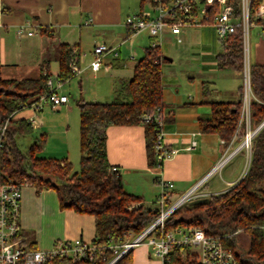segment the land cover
I'll return each instance as SVG.
<instances>
[{"label":"crops","instance_id":"0c3cea01","mask_svg":"<svg viewBox=\"0 0 264 264\" xmlns=\"http://www.w3.org/2000/svg\"><path fill=\"white\" fill-rule=\"evenodd\" d=\"M146 12L156 15L151 0H0V79L35 80L43 75L58 79V48L67 45L74 53L80 73L65 82L61 90H69L72 80H77L78 100L87 103L116 102L132 78L133 67L143 57L144 49L159 41L146 32L131 37L125 26L126 18ZM27 22L32 25L19 32ZM29 32L31 36H28ZM215 41L219 43L210 23L182 28L178 35L166 33L160 39L158 48L162 56L163 50L166 55L162 61L161 116L165 144L176 151L171 160L160 168L150 166L141 125L106 128L108 163L117 169L125 192L139 197L142 206L152 207L160 194L161 179L173 184V198L200 182H203L202 190L206 194L216 195L235 187L247 171L246 155L237 142L225 145L217 135L201 131V124L210 119V107L206 103L235 102L242 86L241 74L218 70ZM249 41L251 62H264V37L258 40L254 35ZM96 45L106 50L100 70H104L109 78L96 88L90 86L93 87L91 93H94L91 96L90 91L82 86L83 75L89 72V68L84 72L80 65L81 59L91 61ZM110 50L116 51L117 55ZM183 59L193 61L198 71L187 72L192 89L180 94L178 89L174 92L175 80L169 84L165 74L173 70L174 60ZM204 85L207 86L206 96L202 92ZM68 99L66 105L51 110L62 108L61 114L68 116L69 96ZM39 111L40 115L34 109H25L15 118H24L34 129L45 130L46 126L41 121L44 114L41 109ZM73 144L79 148V136L73 139ZM237 149L229 161L216 170L225 153ZM20 225L21 232L41 251L50 250L60 241L81 240L90 245L96 240L94 218L72 210H61L52 190L36 194L32 187L22 188ZM188 257V251L182 252V263L194 264ZM126 264L162 263L146 244H140L131 250Z\"/></svg>","mask_w":264,"mask_h":264},{"label":"trees","instance_id":"16d2710c","mask_svg":"<svg viewBox=\"0 0 264 264\" xmlns=\"http://www.w3.org/2000/svg\"><path fill=\"white\" fill-rule=\"evenodd\" d=\"M173 0H162L166 7ZM204 0H200L203 3ZM238 0H228L237 14ZM261 0H251L249 22ZM195 11V10H194ZM217 11L214 6L208 11ZM264 25V20L256 21ZM219 40V39H218ZM216 66L223 72H242V34L236 28L223 40ZM74 53L67 45L58 48V79L62 84L73 78L70 64ZM162 61L160 48L144 49L143 57L133 67L132 78L126 84V100L113 103H87L78 100L79 110V170L73 172L67 159L52 160L38 157L46 141L40 134L30 145L21 140L31 137L34 128L24 118H15L29 109L46 93L48 75L35 80L0 79V129L6 124L0 139V185L13 183L34 188L36 194L44 190L56 193L61 210L94 218L97 250L94 258L72 262L55 257L45 264H108L114 258L111 242L130 240L144 231L158 216L150 207L140 205L141 199L125 192L121 176L112 170L106 155L108 126L141 125L144 129L145 151L150 166H155L154 142L156 124L152 118L163 106ZM251 99L249 129L254 131L264 122V62L250 64ZM207 95V86H203ZM235 102L209 101L210 119L201 124L205 134L217 135L225 145L240 144L246 137L244 122H240L243 99L242 86ZM146 118H150L146 120ZM207 202L186 204L176 210L164 223L165 234L177 228H198L206 236L219 237L224 248L233 254L238 264H264V125L252 137L250 159L244 177L232 189L212 195ZM137 208L128 209L131 205ZM22 246L35 250L26 234L21 232ZM183 249L175 247L168 264H184ZM128 252L115 264H126ZM190 264V263H187Z\"/></svg>","mask_w":264,"mask_h":264},{"label":"built area","instance_id":"2783aa9c","mask_svg":"<svg viewBox=\"0 0 264 264\" xmlns=\"http://www.w3.org/2000/svg\"><path fill=\"white\" fill-rule=\"evenodd\" d=\"M152 8L156 13H141L130 16L125 20V26L129 29L131 37L146 32L151 37L159 38L158 42L151 47H159L160 39L166 33L178 35L182 28L197 26L203 23H210L216 32L219 40H223L228 34L234 32L236 28L241 29L242 34V90L243 99L241 106L240 122H244L246 127V137L241 148H247L250 158V137L252 132L249 129V104L251 95L250 89V27L261 28L260 35L264 37V25L256 21L264 20V0L253 13V22H249V7L251 0H238V11L235 13L228 0H173L168 6L162 4V0H151ZM217 6V11L211 16L208 11ZM195 10V11H194ZM32 23L27 22L24 27H29ZM31 36V33H28ZM106 50L100 45H96L93 50V61L89 68L93 72H98L102 65V57ZM113 55L117 52L110 50ZM70 68L73 75L80 73L77 67V60L73 58ZM62 83L57 78L48 77L46 81L47 91L39 99L30 105V109L40 110V103L48 102L52 108L64 106L69 102L68 96L60 93ZM156 124V136L154 142L155 166L160 168L166 161L171 160L176 151L169 149L165 144L163 132V120L161 109H158L152 117ZM150 118H146L149 120ZM6 124L0 129V139L5 130ZM240 148V149H241ZM191 148H188L190 150ZM234 150L225 153L224 157L216 167L221 168L236 153ZM249 165V164H248ZM248 168V167H247ZM112 170L117 171L116 168ZM247 170V169H246ZM203 182L198 183L186 193L177 198H173V184L164 180H159L160 194L150 209L157 213L156 219L139 235L125 242H111L109 249L114 252V258L108 264H115L132 249L140 244H146L153 254L162 264H168L169 256L175 247L188 251L190 260L194 264H238L233 254L226 250L219 237L206 236L198 228H177L171 232L160 234L166 220L180 207L197 200L206 199L212 194H206L202 190ZM25 185L6 183L0 185V264H45L55 257H62L79 262L82 260L91 261L94 258L97 248L92 244H86L81 240L60 241L48 251L32 250L26 245L22 246L20 225V206L22 198V188ZM139 205H131L128 209L137 208ZM264 229V226L262 227Z\"/></svg>","mask_w":264,"mask_h":264},{"label":"rangeland","instance_id":"374dc122","mask_svg":"<svg viewBox=\"0 0 264 264\" xmlns=\"http://www.w3.org/2000/svg\"><path fill=\"white\" fill-rule=\"evenodd\" d=\"M260 30L261 28L257 26L250 27L249 39H251L254 35L257 37L258 40L262 39L263 37H261L260 35L261 32ZM215 44H216L215 50L219 52L220 44L217 41H215ZM162 52H163V57L166 58L164 50ZM92 61L93 58L91 59L90 62L88 61L86 62L85 59H81L80 69L86 72ZM188 61L193 64H190ZM197 67L198 66L194 64V62L191 60H186V59H183L181 61L174 60L172 66L173 70H170V72L168 71L165 74L166 77L169 79V84L171 83L173 84L174 80L177 83L176 86H173L174 92L175 89H178L179 91L178 93L182 94L183 91L188 92L189 90L192 89V87L188 83L187 72L188 71L195 72V70L198 71ZM97 73L98 72L94 74V72L89 68V72H86L83 75L82 86L85 89L89 90L90 93L93 87L96 88L98 85L105 82L106 78H109V75L105 73L104 70H100L99 73L98 74ZM72 81L73 82L71 83V88H69V90L62 89L60 91V93L62 94L66 93L70 97V105H69L70 110L66 111L68 116H65L63 113L61 114V112L64 111V109L61 108L58 111L57 110L52 111L51 110L52 107L48 102L45 101L41 102L40 109L42 110L41 113L44 114V118H42L41 121L46 126V128H44L45 130L34 129L31 137L21 140V144L23 146L30 145L33 142V139L37 138L40 134H45L46 141L42 151L39 152L38 157L45 159H52V160H62V159H66L64 157L69 155L70 158L67 159L71 163L73 172L75 173L78 172L79 170V161H80L78 145L73 144V139L75 140L79 136V122H78L79 117L76 107V102L78 101L79 97L77 96L76 94L77 92L75 90L77 80H72ZM90 86L93 87L90 88ZM173 87L171 86V88ZM93 95L94 93L92 92L91 96ZM126 99L127 98L125 96V93H123L122 95L118 96L116 101H124ZM49 113H51L50 116ZM36 114L40 115V111H36ZM238 146H240V144ZM241 150L246 155L245 168H247L250 159L248 156V151L246 147L241 148Z\"/></svg>","mask_w":264,"mask_h":264},{"label":"water","instance_id":"95a60500","mask_svg":"<svg viewBox=\"0 0 264 264\" xmlns=\"http://www.w3.org/2000/svg\"><path fill=\"white\" fill-rule=\"evenodd\" d=\"M263 125H264V122L252 132V136L250 137V140L252 139V137L257 133V131H258ZM241 147H242V145L239 146V148H241ZM202 202H207V199L197 200V201L192 202V204H197V203H202Z\"/></svg>","mask_w":264,"mask_h":264}]
</instances>
